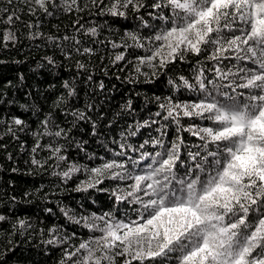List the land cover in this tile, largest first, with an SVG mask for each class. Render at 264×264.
I'll return each mask as SVG.
<instances>
[{
  "label": "snow or ice",
  "instance_id": "obj_1",
  "mask_svg": "<svg viewBox=\"0 0 264 264\" xmlns=\"http://www.w3.org/2000/svg\"><path fill=\"white\" fill-rule=\"evenodd\" d=\"M13 2L2 0L0 7L5 3L11 6ZM23 2L30 15L40 11L47 16L53 15L50 8H62L69 13L89 8L92 14L122 18L127 17L129 9L134 13L144 9L146 15L157 22L151 34L127 33L131 43L109 41L113 48L126 51L136 47L151 53L137 57L139 62L135 65V71L145 77L144 83H151L152 77H157L177 59L182 61L188 53L200 57L205 52L207 55L202 59L216 63L209 69L213 73L212 80L204 76L203 67L197 70L195 85L184 76L179 77V83L168 80L174 91L198 86L204 91V98L187 103L174 101L169 96L166 102L158 104V111L149 113L142 121H133L120 132L119 139L112 140L119 147L113 155L124 157L123 160L88 154L89 160L102 161L92 167L70 160L66 145L59 143L68 139L70 129L61 127L51 112L46 114L39 121V128L31 133L35 139L31 151L33 154L38 150L46 151L48 155L44 159L33 155L32 165L38 169L48 165L51 175L59 177L63 184L83 172L86 179L80 180L72 191L94 188L109 192L117 202L127 201L126 208L135 205L132 211L136 216L127 220L116 218L111 212L77 215L74 209L65 206L60 207V212L69 223L100 235L73 244L75 232L69 234L63 226L53 225L45 235L44 228L37 231L23 217L11 221L10 235L21 238L27 235L31 239L38 234L41 244L60 249L57 264H117L118 257L125 258L123 264H133V261L138 264H145V261L149 264H264V0H151V3L91 0L90 7L81 5L79 0H61L59 4L56 0ZM3 12L7 13L9 25L13 19H20L12 7L3 8ZM140 19L143 27H153L143 16ZM26 26L30 29L29 39L43 37V33L31 31L34 27L31 23ZM80 28L83 29V25ZM83 31L93 38L99 35L95 26ZM47 39L62 49L65 59L71 58V52L63 51L58 38ZM69 39L75 45L82 43L76 37H63V40ZM4 41L5 47L8 41L15 45L16 36L11 29L6 30ZM75 51L80 55L94 54V49L89 47H76ZM124 59L125 53L120 52L112 62ZM44 60L53 67L57 64L52 56H45ZM224 61L229 63L224 64ZM144 66L151 72L142 71ZM77 68L85 69L86 65L77 61ZM19 80L24 81L23 73L19 74ZM11 83L8 81L9 85ZM62 87L65 93L54 101L53 107L73 117V127L80 121L90 122L91 134L97 135L96 121L87 111L64 110L63 105L78 93L69 81H64ZM100 87H104L103 82ZM20 107L28 109L27 105ZM85 108L91 111L92 105L85 104ZM34 110L39 111L38 108ZM124 110L135 111L131 99ZM182 117L211 123L185 127L180 124ZM165 121L176 125L178 134L173 140H166L169 125ZM0 124L6 125L3 134H11L13 138L29 128L27 120L18 116L0 117ZM142 129L150 130L149 138L139 145L130 144L129 139L138 136ZM180 131H188L198 138L200 143L192 146L195 151L184 143ZM45 137L48 143L42 145ZM145 145L155 151L144 152ZM77 147L84 151L81 144ZM132 153H139V156L133 158ZM145 160L148 165L142 166ZM49 161L54 163L49 165ZM105 179L132 183L99 188ZM29 195L33 194L25 193ZM45 211L52 213L53 209ZM9 220L10 217L0 214V224ZM8 243L13 242L9 240ZM3 255L6 252H0V256Z\"/></svg>",
  "mask_w": 264,
  "mask_h": 264
},
{
  "label": "trees",
  "instance_id": "obj_2",
  "mask_svg": "<svg viewBox=\"0 0 264 264\" xmlns=\"http://www.w3.org/2000/svg\"><path fill=\"white\" fill-rule=\"evenodd\" d=\"M2 2V0H0ZM57 4L61 0H56ZM108 0H105L107 3ZM151 3V0H145ZM81 5L91 6V0H79ZM12 7L16 9L20 19H13L9 25L7 13L3 8ZM52 16H47L37 11L36 15H30L28 6L23 0H14L11 6L6 3L0 7V117L10 118L18 116L27 120L29 128L19 132L18 138H13L11 134L4 135L5 124H0V214L10 217L9 221L0 224V252L6 255L0 256V264H57L61 252L58 248L46 247L40 243L41 237L37 234L31 239L27 235L21 238L19 235H10L11 221L17 217L27 218L38 231L40 228L47 229L53 225L63 226L67 233H76L71 243L78 244L81 239L89 236H98L100 233L89 232L87 229L69 223L60 212V207H70L77 215H90L92 213L103 214L111 212L119 219H134L136 213L132 211L135 205H125L127 201L117 202L115 197L109 192L97 191L94 188L87 191H72L80 180L86 179V175L81 172L75 175L67 184H63L59 177L51 175L52 169L45 166V169H38L32 165L33 155L37 159H44L48 153L38 150L32 153L35 139L32 131L39 128V121L44 119L49 112L53 119L64 128L70 129L67 140H60L59 143L66 145L67 155L70 160L89 167L102 163L100 159L95 161L87 158L88 154L96 157H104L107 160H123L124 157L113 155L119 150L118 144L112 140L119 139V134L135 120H144L149 113L159 110L158 104L166 102V98L171 96L174 101L193 103L204 98V91L198 86L192 90L180 88L174 91L168 84L172 79L179 83V77L184 76L190 83L196 84L197 70L204 68V76L209 80L214 79L213 73L209 71L216 63L212 60H203L207 53L202 52L200 57L188 53L181 61L177 59L174 64H169L168 68L157 77H152L151 83H144L145 77L135 71L138 64L137 57H145L151 53L144 49L129 47L113 48L109 41L124 43L127 40V33H138L139 35L151 34L157 23L147 16L144 9L140 13H134L129 9L126 18L101 16L92 14L89 8L81 12H65L62 8H50ZM150 10V9H149ZM92 9V12H95ZM143 16L153 27L145 28L140 17ZM79 20V23H77ZM29 23L34 25L33 32L43 33L40 39H29L30 29L26 26ZM38 25V27H35ZM97 27L99 35L90 37L84 34L83 29ZM11 29L16 36V43L7 42L5 47L4 36L6 30ZM78 29H80L78 31ZM76 37L81 40V45H75L72 39L63 40V37ZM48 37H56L63 45V51L71 52V58L65 59L61 54L62 49L56 46ZM131 43L130 40H127ZM76 47H89L94 49V54L80 55L75 51ZM124 52L125 59L113 64L114 56ZM45 56H52L57 64L50 66L44 60ZM19 61V63H16ZM77 61L86 65L85 69L77 68ZM128 61H131L129 63ZM229 61H224L228 64ZM235 63V61H232ZM142 71L151 72L147 66L142 67ZM23 73L24 81L21 83L19 74ZM91 76L89 80L88 77ZM138 82H130V81ZM11 81V85L8 84ZM64 81L74 84L77 89V96L71 98L66 105L65 111L77 108L87 111V114L96 121L97 135L91 134V123L80 121L75 127L71 121L73 117L65 116L61 110L53 107L54 101L65 93L62 87ZM104 87L101 89L100 83ZM211 88V85H208ZM229 92L230 90L224 89ZM244 91L246 89H238ZM30 93V95H26ZM156 97H160L157 100ZM132 100V108L135 110L129 113L124 110L126 102ZM12 103H9V102ZM85 104H91L92 109L88 111ZM27 105L25 111L20 106ZM38 108L39 111L34 109ZM168 124L166 140H173L177 136L176 125L171 121ZM211 122L199 118L182 117L180 124L188 126L198 124L209 125ZM111 125L109 127L108 125ZM156 127V126H154ZM149 129H142L138 136L129 139V143L139 145L143 140L148 139ZM152 135H156L152 132ZM184 143L192 151V147L200 143L197 137L188 131H180ZM87 143H84V142ZM48 143V138L41 140V144ZM81 144L84 151H81L77 144ZM144 152H154L150 145H145ZM133 158H137L139 153H132ZM54 163L49 161L48 164ZM142 166H147L148 161H142ZM63 167V165L61 166ZM15 169V171H13ZM139 171V169H137ZM132 181H118L105 179L99 188L114 187L117 184L128 185ZM25 193L33 195L25 196ZM13 197L16 199L13 200ZM147 199V197H145ZM52 208L53 212L45 211ZM252 217L250 216L249 219ZM11 240L13 243L9 244ZM13 251H6L13 249ZM124 257L117 258V264H123ZM133 264L138 262L133 261ZM145 264H149L145 261Z\"/></svg>",
  "mask_w": 264,
  "mask_h": 264
}]
</instances>
